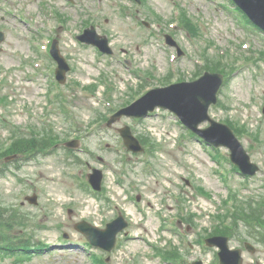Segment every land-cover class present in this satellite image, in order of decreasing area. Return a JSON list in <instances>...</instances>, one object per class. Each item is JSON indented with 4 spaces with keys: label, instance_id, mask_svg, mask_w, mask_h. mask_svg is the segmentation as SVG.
<instances>
[{
    "label": "rangeland",
    "instance_id": "rangeland-1",
    "mask_svg": "<svg viewBox=\"0 0 264 264\" xmlns=\"http://www.w3.org/2000/svg\"><path fill=\"white\" fill-rule=\"evenodd\" d=\"M232 9L228 0H0V168H8L0 206L26 219L33 243L51 245L28 260L0 253V264H95L94 254L107 264H219L218 249L205 244L216 235L242 249L243 264H264V34ZM90 24L110 38L112 56L78 42ZM166 35L177 46L166 45ZM52 38L71 66L63 85L41 47ZM206 70L229 77L210 115L233 127L259 166L254 177L239 174L226 149L190 136L169 111L106 126L141 92L192 82ZM124 125L147 152L127 151L118 133ZM32 127L54 129L58 147L7 162L34 137ZM75 139L80 148L69 153L63 144ZM92 168L105 174L98 193L88 184ZM34 194L36 205L26 200ZM119 215L128 236L111 253L88 246L74 228L82 220L103 228Z\"/></svg>",
    "mask_w": 264,
    "mask_h": 264
},
{
    "label": "water",
    "instance_id": "water-1",
    "mask_svg": "<svg viewBox=\"0 0 264 264\" xmlns=\"http://www.w3.org/2000/svg\"><path fill=\"white\" fill-rule=\"evenodd\" d=\"M234 1L253 22L264 29V0ZM2 39L3 34L0 32V40ZM78 39L99 47L103 52H112L109 48L108 39L98 36L94 28L87 29ZM52 53L59 62L57 78L61 82H64L69 66L65 59L60 56L56 47H53ZM223 82V75L206 73L203 77L194 82H183L167 88L153 90L138 102L119 111L114 115L110 123L123 115L130 117H146L157 107L169 109L178 115L189 129L203 138L208 144L229 149L232 162L241 170L242 174L253 176L257 173L259 167L252 163L249 154L240 140L228 125L217 122L209 115L210 106L217 103V95ZM205 122H209V127L200 128V125ZM120 131L128 149L135 152L143 150L139 141L133 136L129 128H124ZM76 144V142L68 143L67 146L74 147ZM102 177L103 174L99 170H94V173L90 175L91 184L98 190L101 189ZM27 200L33 202L35 198L28 197ZM127 226V221L123 216H120L107 224L105 229L97 228L85 221L78 223L75 227L93 246L112 251L116 244L117 235ZM208 243L211 246L219 247L221 264L243 263L242 251L231 250L228 238H211L208 240ZM248 247H250V245H248Z\"/></svg>",
    "mask_w": 264,
    "mask_h": 264
},
{
    "label": "trees",
    "instance_id": "trees-1",
    "mask_svg": "<svg viewBox=\"0 0 264 264\" xmlns=\"http://www.w3.org/2000/svg\"><path fill=\"white\" fill-rule=\"evenodd\" d=\"M54 144L52 137H46V139L37 140L36 137H32L31 141H25L17 145L19 153L33 152L35 150H47ZM16 149L10 151V153H17ZM6 171L0 170V175H5ZM242 212L247 213L248 208H243ZM249 213V212H248ZM263 222L260 223L262 226ZM27 226L26 219L17 212H9L6 208L0 206V252L5 255H21L25 258H30L35 254L41 253L43 247L42 243L38 246L32 244L31 241L34 236L26 235L29 233L25 227ZM18 228H21L19 230ZM17 230V231H15ZM94 262L96 264H106L104 258L94 255Z\"/></svg>",
    "mask_w": 264,
    "mask_h": 264
}]
</instances>
